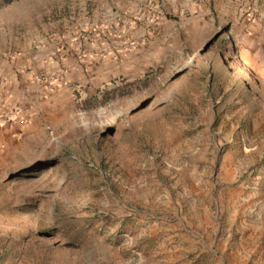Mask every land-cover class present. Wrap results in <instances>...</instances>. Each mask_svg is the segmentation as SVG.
<instances>
[{"label": "rangeland", "instance_id": "1", "mask_svg": "<svg viewBox=\"0 0 264 264\" xmlns=\"http://www.w3.org/2000/svg\"><path fill=\"white\" fill-rule=\"evenodd\" d=\"M9 2L63 93L0 125V264H264V0Z\"/></svg>", "mask_w": 264, "mask_h": 264}, {"label": "crops", "instance_id": "2", "mask_svg": "<svg viewBox=\"0 0 264 264\" xmlns=\"http://www.w3.org/2000/svg\"><path fill=\"white\" fill-rule=\"evenodd\" d=\"M13 3L0 6V125L7 130L9 125L6 119L11 109L22 110L30 117L38 105L53 102L54 98L63 93V90H58L42 96L41 84L36 79L46 75L49 70L46 61L51 45L46 37L41 44L38 43L41 34L36 27L33 34L27 36L28 33L24 30V8L14 7L13 15L8 13ZM87 23L86 20L83 21V25ZM92 23H97V20ZM73 68L70 61L68 70L72 72ZM67 78L72 80L71 76ZM253 215L260 218L258 211Z\"/></svg>", "mask_w": 264, "mask_h": 264}, {"label": "built area", "instance_id": "3", "mask_svg": "<svg viewBox=\"0 0 264 264\" xmlns=\"http://www.w3.org/2000/svg\"><path fill=\"white\" fill-rule=\"evenodd\" d=\"M14 119L16 120L18 125H24L26 119L24 116L20 114V112H17L14 114Z\"/></svg>", "mask_w": 264, "mask_h": 264}, {"label": "bare ground", "instance_id": "4", "mask_svg": "<svg viewBox=\"0 0 264 264\" xmlns=\"http://www.w3.org/2000/svg\"><path fill=\"white\" fill-rule=\"evenodd\" d=\"M242 60H243V58H242ZM243 62L246 63L244 60H243Z\"/></svg>", "mask_w": 264, "mask_h": 264}]
</instances>
